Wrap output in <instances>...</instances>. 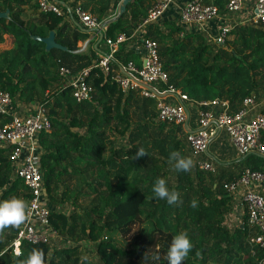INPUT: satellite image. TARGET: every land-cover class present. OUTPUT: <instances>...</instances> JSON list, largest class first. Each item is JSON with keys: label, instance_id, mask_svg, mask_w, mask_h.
<instances>
[{"label": "trees", "instance_id": "1", "mask_svg": "<svg viewBox=\"0 0 264 264\" xmlns=\"http://www.w3.org/2000/svg\"><path fill=\"white\" fill-rule=\"evenodd\" d=\"M56 1L62 14L40 10L38 0H0V11L10 9V17H0V44L6 34L13 39L10 47L0 50V90L10 92L14 109L24 103L48 110L52 127L38 135L40 167L52 225L71 244L24 241L17 258L8 246L19 228L5 229L0 233V264H16L33 248L44 251L46 264H82L81 243L88 241L100 259L83 264H168V247L181 231L193 243L183 264H264V247L251 240L258 229L249 224L247 212L242 223L233 228L226 224L233 199L224 188L225 176L197 166L189 172L174 171L169 154L186 156L189 151L182 129L158 119L155 99L124 92L95 65L104 38L97 48L80 50L78 43L90 34L77 24L75 8L105 20L121 0ZM212 1L226 12L227 0ZM151 5L152 0H131L126 12L107 24L105 36L115 40L120 33L131 34ZM51 30L67 50L47 51L43 41L32 38ZM182 31L177 19H168L151 24L145 34L158 41L171 85L195 100L229 99L231 112L239 111L247 96L264 97V25L236 22L218 43L204 32ZM118 56L124 63H139L138 54L124 43ZM61 64L75 73L91 68L87 81L94 88L92 99H75L72 86L59 74ZM12 117L0 114V126ZM126 135L128 144L119 145ZM141 147L148 154L132 159ZM11 151L12 146L0 145V201L16 196L29 202L32 192L16 175ZM242 162L264 172L263 155L248 154ZM159 177L179 192L182 204L154 198L152 187ZM86 199L88 204L78 210ZM193 199L196 208L190 206ZM68 203L74 206L70 211L62 208ZM121 239L130 243L122 245Z\"/></svg>", "mask_w": 264, "mask_h": 264}, {"label": "built area", "instance_id": "2", "mask_svg": "<svg viewBox=\"0 0 264 264\" xmlns=\"http://www.w3.org/2000/svg\"><path fill=\"white\" fill-rule=\"evenodd\" d=\"M178 0H155L148 9L147 15L134 27L131 34L120 33L114 40L105 36L106 22L112 17L101 20L99 16L80 6L75 8V15L85 30L97 36L103 35L108 52L98 53L100 66L113 81H116L124 92L136 91L139 95L156 100L158 119L179 126L186 135L194 155L208 153L211 144L225 132L239 156L260 154L264 156V111L252 113L257 107L255 96L244 98L242 107L231 112L230 101L222 98L195 100L181 89L170 84V75L164 69L159 54V43L155 39L142 36L137 47L141 54V63L135 60L122 62L118 56L119 45L130 40L136 34H145L148 27L161 20L167 10ZM40 10L62 14L63 9L56 0H38ZM69 7V6H68ZM70 10V8H68ZM227 14H242V22L264 25V0H227ZM220 14L219 6L206 3L205 0H188L179 8V22L184 28L191 25L204 26ZM73 20V19H72ZM80 24V25H81ZM230 24H223L215 36L217 42H224L231 29ZM61 62V60H58ZM91 68L75 73L66 64H61L59 74L65 85L72 86L73 96L77 101L90 100L94 88L87 81ZM197 111L196 124H191L192 108ZM12 114L10 121L0 126V145L12 146L11 161L15 173L30 188L29 200L31 212L29 219L15 233L8 248L21 253L22 242L48 243L62 238L50 220L51 206L48 201L43 172L40 167V148L38 135L42 130L52 127L48 110L37 105L34 112L27 115L15 114L12 111V98L8 91L0 90V114ZM197 167L215 172L213 162L197 159ZM230 193L245 188L244 205L249 224L258 228V233L251 237L252 242L264 247V194L254 185L264 184V172L245 167L232 180L223 182ZM264 263V259L262 260Z\"/></svg>", "mask_w": 264, "mask_h": 264}, {"label": "crops", "instance_id": "3", "mask_svg": "<svg viewBox=\"0 0 264 264\" xmlns=\"http://www.w3.org/2000/svg\"><path fill=\"white\" fill-rule=\"evenodd\" d=\"M154 1L155 0H152V4L154 3ZM187 1L188 0H178L174 6H172L169 10H167L165 12V14L162 16L161 20H159L157 22H160L162 20H168V19H177V21L179 22V19H180L179 8L183 4H185ZM205 2L207 3V0H205ZM211 3H214V2L211 0ZM211 3H209V4H211ZM116 13H117V9L114 11V9L111 8L109 17L114 16ZM233 15H235V14H227V12H224V13L220 12L218 18H216L214 21H212L208 24H205L202 27H199L197 25H194V26L191 25L188 28H184L181 25L183 27L182 34L184 33L185 30L201 31V32L206 33L212 42L218 43L217 40L215 39L216 38L215 36L218 35L221 25H223V24H230L231 25L232 24L231 20L233 18ZM242 20L243 19L240 18V20L238 22H242ZM179 24H180V22H179ZM145 34H142V33L136 34V35L132 36V38L130 40L124 42L126 49L132 50L136 54H138L139 63H141V54L139 53L137 47L141 44L142 36L144 35V37H145ZM99 38L100 37L97 36L96 34H94L93 32L90 33L89 42H88L87 46L85 47V49L82 51H89L92 47L93 48L96 47L97 42L99 41ZM83 42L84 41H80V43H83ZM122 44H120L119 47H121ZM105 45H106V47L101 46V49H98L97 52L98 53H100V52L104 53V51H106L107 49L109 51V46L106 43H105ZM36 107H37L36 104L28 105V104H24V103H19V108L14 109L12 107V111L15 114L27 115L29 113L34 112ZM258 111H264V97H262L261 99H257V107L252 113L254 114ZM196 118H197V111H196V108L194 106L192 108V119H191V121H192L191 124L193 126L196 124ZM186 142L188 144V141H186ZM188 148H189L190 152H192V154L194 155L189 144H188ZM194 156L196 159H203V160L213 162L216 166V171L214 172V174L225 176L224 181H226L228 178L234 179L245 168V166H243V162H242L243 158L245 156H239L237 154L235 147L230 142L229 137L225 132L220 134V136L211 144L208 153L202 154L201 156H196V155H194ZM195 166H197L196 161H195ZM232 179H228V180H232ZM253 187L255 189L261 191L264 194V184L254 185ZM244 192H245V188H242V189L236 191L235 193L231 194L232 199H233V209L229 212V214H228L229 216L227 218H229V217H230V219L233 218L234 221L237 222V224L243 222L245 214H246V208L244 205ZM254 228H255V230L258 229L256 227H254Z\"/></svg>", "mask_w": 264, "mask_h": 264}, {"label": "clouds", "instance_id": "4", "mask_svg": "<svg viewBox=\"0 0 264 264\" xmlns=\"http://www.w3.org/2000/svg\"><path fill=\"white\" fill-rule=\"evenodd\" d=\"M146 150L141 147L137 149L132 159L144 157ZM169 164L176 172H189L194 166V162L190 157L182 156L178 151H172L168 158ZM152 192L154 198L166 200L170 205H180L183 201L180 199L179 192L170 190L167 180L159 177L153 184ZM190 206L196 208L198 201L193 199ZM31 206L28 201L23 198L13 196L9 199L0 201V233L5 229L19 228L29 219ZM193 249V243L186 231H181L172 237L171 243L166 253V260L168 264H183L187 259L189 253ZM20 252H14V257H20ZM82 264L89 261L88 256L81 258ZM16 264H46L45 253L42 249L33 248L27 256L22 259H17Z\"/></svg>", "mask_w": 264, "mask_h": 264}, {"label": "rangeland", "instance_id": "5", "mask_svg": "<svg viewBox=\"0 0 264 264\" xmlns=\"http://www.w3.org/2000/svg\"><path fill=\"white\" fill-rule=\"evenodd\" d=\"M117 10H118V8H117ZM29 15V10L27 9L26 10V12H25V16H28ZM242 14H235V15H233V18H232V20H231V23L232 24H235V22H238L239 20H240V18H242V16H241ZM231 24V25H232ZM12 37L10 36V35H5V41L2 43V44H0V50L1 49H3V48H6V47H10L11 45H12ZM98 40V39H97ZM97 42V41H96ZM105 43L106 42H104L103 41V43L101 44V46H104V47H106V45H105ZM84 44H85V41L83 42V43H78V45L81 47V48H83L84 47ZM156 102V101H155ZM157 104V103H156ZM128 135H126V137H123V136H121L120 137V139H119V141H118V144L119 145H124V144H128ZM185 157H190L192 160H193V162H194V166H195V161L197 160L196 158H195V156L192 154V152H190V150L187 152V155L185 156ZM194 166H193V168H194ZM88 202H89V200L88 199H86V200H82V202H81V206L80 207H78L77 209L78 210H81L82 209V207L83 206H86L87 204H88ZM62 208L64 209V210H72L73 208H74V206L72 205V204H70V203H68V204H62ZM229 214V213H228ZM229 215H227V217H228ZM226 224L227 225H229L228 227H230V228H233L236 224H237V222H235L234 221V219L232 218V219H230V217L229 218H227V220H226ZM66 239V238H65ZM65 239H63V237L62 238H58V239H55L54 241H53V246H56V247H62L64 244H66V243H69V244H71L70 243V241H68V240H65ZM120 243L122 244V245H128L129 243H130V241L129 240H123V239H121L120 240ZM67 245V244H66ZM81 250H82V254H83V256H88L90 259H92V260H94L95 262H99V259H100V257H99V254H98V252H97V250H96V248H95V245H94V243H92V242H84L83 244L81 243Z\"/></svg>", "mask_w": 264, "mask_h": 264}, {"label": "water", "instance_id": "6", "mask_svg": "<svg viewBox=\"0 0 264 264\" xmlns=\"http://www.w3.org/2000/svg\"><path fill=\"white\" fill-rule=\"evenodd\" d=\"M130 1L131 0H121L119 2V5H118L117 13L114 16H112L106 22V24H108L110 22H113V21H116L118 18H120L126 12L127 5H128V3ZM0 17H4V18L10 17V9L8 8L5 11H0ZM32 38L43 41L45 43V45H46V50L47 51H49V50H51L53 48H58V49H61V50H67L68 49L67 46H64V45L60 44L59 42H57L55 30H51L50 33L47 36H41V35H37L36 34V35H32ZM102 39H103V35L101 34L98 42H100ZM88 42H89V39L85 41L84 47L81 48L80 50H84L85 47L87 46Z\"/></svg>", "mask_w": 264, "mask_h": 264}]
</instances>
